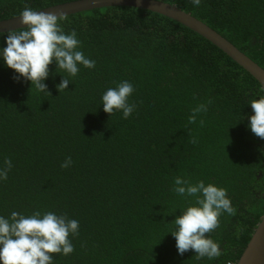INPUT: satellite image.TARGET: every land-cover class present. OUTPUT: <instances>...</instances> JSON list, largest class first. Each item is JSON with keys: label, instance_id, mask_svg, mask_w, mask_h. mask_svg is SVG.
I'll return each instance as SVG.
<instances>
[{"label": "trees", "instance_id": "obj_1", "mask_svg": "<svg viewBox=\"0 0 264 264\" xmlns=\"http://www.w3.org/2000/svg\"><path fill=\"white\" fill-rule=\"evenodd\" d=\"M74 0H0V21ZM191 13L264 68V0H162ZM78 50L95 61L69 77L49 65L39 92L0 60V215L52 211L79 222L74 251L54 264H236L264 216V139L248 128L262 85L217 45L182 23L131 6L64 16ZM19 30V29H17ZM9 32L2 33L7 35ZM6 46L0 36V47ZM63 76L68 88L57 89ZM134 85L127 118L103 111L101 96ZM211 101V103H209ZM206 112L189 123L193 109ZM203 121V123H201ZM195 140V143L192 141ZM67 157L72 163L63 168ZM227 190L234 214L206 234L221 255L177 253L171 223L193 202L174 178Z\"/></svg>", "mask_w": 264, "mask_h": 264}, {"label": "clouds", "instance_id": "obj_2", "mask_svg": "<svg viewBox=\"0 0 264 264\" xmlns=\"http://www.w3.org/2000/svg\"><path fill=\"white\" fill-rule=\"evenodd\" d=\"M191 2L199 6L201 0ZM18 19L23 25L19 30H10L7 35H2L0 31L6 44L0 47V60L14 70L17 74L15 79L30 81L31 89L35 87L39 92L49 93L44 81L53 62L56 71L62 70L69 77L78 74L79 66L95 67V61L78 50L81 42L76 31L66 33L61 27L60 21L65 19L63 14L25 7ZM69 83L70 80L63 76L57 85L58 91L67 89ZM134 90L133 83L128 80L108 88L101 96L103 111L110 115L114 110L120 111L122 118L127 119L136 108L135 103L129 102ZM261 92H264V86ZM258 97L249 102L252 113L247 117L248 128L255 136L264 139V94ZM206 111L207 105L200 104L193 109L189 123H195L196 115ZM71 163V157H67L61 167L67 168ZM11 168V160L5 158L0 165V181L7 180ZM172 191L181 197L193 198L192 203L180 209L181 215L171 222L174 230L168 232L175 238L177 253L182 256L192 250L197 260L218 258L221 255L220 245L206 234L218 227L223 213L234 214L227 190L212 183L205 184L203 180L192 182L177 176ZM78 231L77 220L52 211H35L31 215L12 212L7 218L0 215V264H54V254L68 256L74 251L69 236L78 235Z\"/></svg>", "mask_w": 264, "mask_h": 264}, {"label": "water", "instance_id": "obj_3", "mask_svg": "<svg viewBox=\"0 0 264 264\" xmlns=\"http://www.w3.org/2000/svg\"><path fill=\"white\" fill-rule=\"evenodd\" d=\"M108 6H131L147 9L182 23L217 45L264 86V68L239 50L215 29L191 13L182 10L175 4L162 0H140V2L139 0H74L56 4L38 11H51L58 15L63 14V16H66L81 11ZM21 27H23V25L19 23L18 16L0 21V31H2V33L9 32L10 30H17ZM236 264H264V216Z\"/></svg>", "mask_w": 264, "mask_h": 264}]
</instances>
